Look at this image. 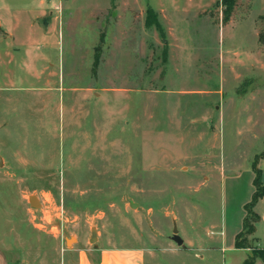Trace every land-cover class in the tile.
<instances>
[{"label":"rangeland","instance_id":"obj_1","mask_svg":"<svg viewBox=\"0 0 264 264\" xmlns=\"http://www.w3.org/2000/svg\"><path fill=\"white\" fill-rule=\"evenodd\" d=\"M225 7L0 0V264H232L264 151V0Z\"/></svg>","mask_w":264,"mask_h":264},{"label":"trees","instance_id":"obj_2","mask_svg":"<svg viewBox=\"0 0 264 264\" xmlns=\"http://www.w3.org/2000/svg\"><path fill=\"white\" fill-rule=\"evenodd\" d=\"M237 0H222V4H225L226 7L223 10L224 16L223 21H229ZM146 24L148 26L155 25L157 29H161L160 21L158 20L154 9L148 8L147 15H146ZM259 40L262 44H264V30L259 32ZM260 157H264V151L258 154L255 158L253 163L254 171H255V178H254V185L255 190L253 192L251 200L246 203V210L247 214L245 216L243 222V229L237 234L235 245L236 247H251L247 243L246 237L253 234L256 229V223L261 219L260 215L254 210L256 203L264 197V183L262 181V172L261 169L258 167V159ZM257 258H261L264 260V248L261 247H254L251 249L248 257L245 259L243 264H255Z\"/></svg>","mask_w":264,"mask_h":264},{"label":"crops","instance_id":"obj_3","mask_svg":"<svg viewBox=\"0 0 264 264\" xmlns=\"http://www.w3.org/2000/svg\"><path fill=\"white\" fill-rule=\"evenodd\" d=\"M264 14H260L259 15V17H261V16H263ZM257 35H258V38H259V28L257 29ZM259 40V39H258ZM259 42V41H258ZM260 44H261V42H260ZM264 198V197H263ZM263 198H261V199H259V201L256 203V205H255V211L259 214V209H258V203H260L262 200H263ZM243 229V225H242V228L238 231V233L241 231ZM238 233H236L235 235L237 236V234ZM224 235L225 234H223V237H222V241L224 242ZM235 235L233 236V241H232V243L229 245V247H227V248H229V249H231L232 251H234V252H237V253H234L233 255H232V260H231V263L232 264H243V262L245 261V259L248 257V255H249V253L251 252V249H252V247H248V248H245V247H236V245H235ZM260 238H258V240H259ZM185 241V240H184ZM262 243H264V242H262ZM255 246L256 247H261V248H264V246H263V244H261L259 241H257V244H255ZM226 248V247H225ZM222 249V248H221ZM223 249H224V247H223ZM140 263L139 264H144V262H143V253H141L140 254ZM136 264H138V262L136 263ZM255 264H264V260L263 259H261V258H257V260H256V263Z\"/></svg>","mask_w":264,"mask_h":264},{"label":"water","instance_id":"obj_4","mask_svg":"<svg viewBox=\"0 0 264 264\" xmlns=\"http://www.w3.org/2000/svg\"><path fill=\"white\" fill-rule=\"evenodd\" d=\"M1 161H2V159H1V157H0V164H1ZM30 201H31V204H33V205H35V206L38 205V204H40L36 196L31 197ZM136 205H137V204L132 203V206H133V207H135ZM173 232H174V234H173V239H174L179 245H182L184 241H183V239L181 238V236L178 234V228H177V226L174 227ZM72 238H73V237L68 238V243H69V240L72 239ZM97 238H98V237H97V230L94 228V229H92V233H91V238H90V240H91L92 242H95V241L97 240Z\"/></svg>","mask_w":264,"mask_h":264},{"label":"bare ground","instance_id":"obj_5","mask_svg":"<svg viewBox=\"0 0 264 264\" xmlns=\"http://www.w3.org/2000/svg\"><path fill=\"white\" fill-rule=\"evenodd\" d=\"M72 240H74V238L70 239L69 242H71Z\"/></svg>","mask_w":264,"mask_h":264}]
</instances>
